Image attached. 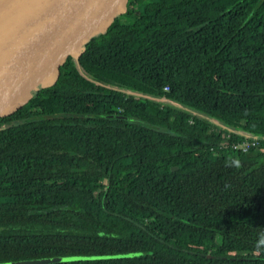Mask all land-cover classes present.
I'll return each mask as SVG.
<instances>
[{"label": "trees", "instance_id": "trees-1", "mask_svg": "<svg viewBox=\"0 0 264 264\" xmlns=\"http://www.w3.org/2000/svg\"><path fill=\"white\" fill-rule=\"evenodd\" d=\"M139 1L0 123V262L264 264V0Z\"/></svg>", "mask_w": 264, "mask_h": 264}, {"label": "water", "instance_id": "water-1", "mask_svg": "<svg viewBox=\"0 0 264 264\" xmlns=\"http://www.w3.org/2000/svg\"><path fill=\"white\" fill-rule=\"evenodd\" d=\"M143 5L139 0H0V123L55 95L69 60L76 63L88 47L135 24ZM139 254L144 252L51 256L0 264Z\"/></svg>", "mask_w": 264, "mask_h": 264}, {"label": "built area", "instance_id": "built-area-1", "mask_svg": "<svg viewBox=\"0 0 264 264\" xmlns=\"http://www.w3.org/2000/svg\"><path fill=\"white\" fill-rule=\"evenodd\" d=\"M236 133L238 136L242 137V139L236 140V141H231L229 143V145L232 149L245 151L248 148H250L251 146H253V145L255 146L258 144L255 140V139H257L255 136L241 135L242 133L238 130H236ZM228 134L229 133H227L226 138L229 137ZM223 142H224L223 144H226L227 140L225 139Z\"/></svg>", "mask_w": 264, "mask_h": 264}, {"label": "clouds", "instance_id": "clouds-1", "mask_svg": "<svg viewBox=\"0 0 264 264\" xmlns=\"http://www.w3.org/2000/svg\"><path fill=\"white\" fill-rule=\"evenodd\" d=\"M227 166L239 168V167H241V162L238 158H231L230 162L227 164Z\"/></svg>", "mask_w": 264, "mask_h": 264}, {"label": "rangeland", "instance_id": "rangeland-1", "mask_svg": "<svg viewBox=\"0 0 264 264\" xmlns=\"http://www.w3.org/2000/svg\"><path fill=\"white\" fill-rule=\"evenodd\" d=\"M143 8H146V4L144 3ZM1 228V227H0Z\"/></svg>", "mask_w": 264, "mask_h": 264}]
</instances>
